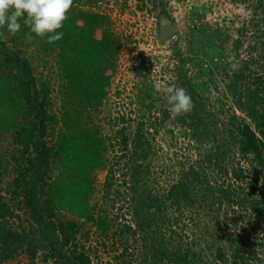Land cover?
<instances>
[{
    "label": "rangeland",
    "instance_id": "1",
    "mask_svg": "<svg viewBox=\"0 0 264 264\" xmlns=\"http://www.w3.org/2000/svg\"><path fill=\"white\" fill-rule=\"evenodd\" d=\"M83 1L87 3L83 7L109 16L113 33L121 39L118 67L115 72L107 73L111 79L104 105L90 113L89 123L91 127L101 125L105 136L109 137L108 142L115 143L114 133L119 128L114 126L113 118L118 117V112L128 117L130 152L118 166H114V162L122 155L119 148L107 154L106 169L93 175L96 191L90 198L92 214L116 221L115 227L109 238H105L93 222H85L67 212L54 220L45 216L35 220L24 196L14 197L13 182L24 170L26 181L37 184L38 189L33 192V186H22L30 190L31 198L43 199L46 188L41 190L42 181H51L55 172L52 168H48L47 173L45 168L28 171L29 164H21L20 168L21 147L0 125V171L6 162L10 163L9 173L0 180V209L5 206L20 216V219H0V264H67V259L72 261L68 248L62 247L58 232L59 220L66 219L77 223V241L85 245L93 264H183L179 255L186 256L193 264H234L239 246L246 251V248L255 250L264 258V222L252 208V204H256L264 210V166L254 160L253 155H241L240 137L235 140L236 134L230 132L234 130V123L242 119L251 122L249 113L253 107L249 104L248 92L257 87L256 73L263 72L261 47L260 51L253 50L256 35L264 30L261 11L256 10L259 0ZM162 14L169 15L178 28L177 34L164 42L160 40ZM5 39L8 46L13 47L7 35ZM57 53H45L36 46L23 48L22 53L31 62L38 85L46 83L51 89L48 112L54 121L48 124L45 138L49 144L57 140L69 110ZM245 66L244 77L237 78L235 75L241 76ZM172 85L183 87L190 96L191 90L196 89L207 102L204 106L194 105L187 114L173 117L167 110L169 106L163 92ZM141 89L148 96L143 93L145 96L139 98ZM262 109L260 107L264 111ZM195 110L205 119H213L212 124H207L208 128L194 131L191 116ZM141 127L143 147L135 152ZM213 142L216 143L212 148L214 161L202 163L205 170L193 194L197 200L195 206L183 211L169 208L163 216L157 212V220L152 221L144 234L138 231L137 236H129L128 241L127 236H120L117 231L125 225L137 229L135 211L141 207L140 193L166 195L183 171L204 159L205 149ZM262 156L264 163V153ZM252 162L260 167V174L252 173L249 180L253 186L233 180V168L243 167L252 172ZM113 166L115 172L111 174L109 169ZM135 172H148L140 185L135 184ZM142 174L140 177H144ZM111 175L114 191L109 192L106 184ZM228 183L233 185L229 188L230 198L221 200L217 191ZM148 210L156 213L154 208ZM218 225L222 226L221 230ZM30 244L39 249L35 260L28 253ZM126 247L131 256L125 259ZM64 254L63 259L60 255ZM220 254L225 255L224 259L219 258ZM45 256L49 257L47 261Z\"/></svg>",
    "mask_w": 264,
    "mask_h": 264
},
{
    "label": "trees",
    "instance_id": "2",
    "mask_svg": "<svg viewBox=\"0 0 264 264\" xmlns=\"http://www.w3.org/2000/svg\"><path fill=\"white\" fill-rule=\"evenodd\" d=\"M96 2L97 0H93V3ZM86 4L83 0H73L68 18L60 30L63 31L64 36L62 40L52 44L47 42L46 37H35L29 40L26 35L29 29L23 26V23L20 32L15 36L8 32L6 26L0 27V125L1 130L9 134L14 143L21 147L20 168L24 164H29L28 171L35 169L38 172L39 169L45 168L47 173L48 168H52L55 172L51 181H42L41 190L43 191V187L46 188L43 199L42 197H38L37 200L31 198L33 194L29 196L30 190L22 186L23 184L31 188L33 186V192L38 189L37 184L26 181L24 170L13 182L14 197L19 199L24 196V202L30 206L34 219L41 220V217L45 216L49 220H54L62 212H67L85 222H93L96 230L105 238H109L116 221H111L108 217H96L91 212L90 198L96 191L93 175L99 170L106 169L107 154L110 151L113 152L118 147L122 152V155L116 158L114 166H118L130 152L131 143L127 134L128 126H126L128 117L118 112V117L113 118L114 126L119 128L114 133L115 143L108 142L109 137L105 136L101 125L95 124L91 127L89 123L91 122L90 113L99 111L104 105L107 97L106 90L111 79L107 73L108 71L115 72L118 67L121 39L113 33L110 17L83 7ZM256 10L261 11V20L264 21V0L256 2ZM98 32H100V37H97ZM5 35L9 37L13 47L8 46ZM254 40L256 46L253 50H259L258 48L261 47L260 58L264 61V30L260 31ZM31 46H36L45 53L58 52V62L64 80L63 89L67 98L66 105L69 110L65 114L63 128L53 144H49L45 139L48 124L54 121V117L48 112V107L51 105V89L46 83L38 85L33 75L31 62L22 56L23 48ZM246 69L247 66L243 72H240L241 76L238 74L235 76L243 78L247 72ZM262 71L256 73L254 77L256 89H250L248 92L249 104L253 107L249 113L251 122L242 119L240 123H234V130L230 132L233 135L236 134L235 140L240 137L241 155L245 157L253 155L254 160H259L260 165L264 166L261 162L264 153V111H262L264 108V66H262ZM195 90H191L194 105L204 106L207 99L201 98ZM143 93L148 96L141 89L139 98L145 96ZM197 111L195 110L191 116V123L194 124L196 132L200 128H208L207 124L210 125L213 122L212 118L205 119ZM143 138L144 130L141 127L137 132L135 152L143 147ZM215 144L214 142L209 144L210 146L203 153L204 159L197 166L192 165L183 171L180 179L170 187L166 195H152L150 191H142L143 194L140 193L141 197H139L141 207L138 206L135 211L137 229L125 225L117 231L119 235L127 236L126 241H128V237H136L138 231H143L144 234L152 221L157 220L155 216L157 212L163 216V213L167 214L169 208L183 211L194 207L197 200L193 194L199 188L202 173L205 170L202 163H213L212 151L214 149L212 148ZM6 163L0 171V180L9 173L10 163ZM251 165L252 172H247L243 167L233 168L231 173L233 180L237 183L249 182V186H253L249 180L253 176L252 173L260 174V167L254 162ZM114 166L109 169V173L115 172ZM216 166L219 164L216 163ZM141 174L140 172L134 173L135 184L140 185L148 172L142 174L144 177H140ZM111 177L112 175L106 184L109 192L114 191ZM231 186L233 185L228 183L217 191L221 195V200L230 198L231 189L229 188ZM150 208H154L156 213L150 212L148 210ZM252 208L264 222V210L258 208L256 204H252ZM7 218L20 219V216L3 206L0 209V219L6 220ZM221 227L218 225L219 230ZM58 232L61 236L62 247L68 248V254L73 259L70 261L66 258L67 264H93L92 258L85 251V245L77 241L78 228L74 220H59ZM218 238L222 240L221 235ZM246 249L248 251L241 246L237 247L234 264H264V258L260 257L255 250ZM38 251L36 245H29L28 253L32 260L36 259ZM60 256L64 259L66 254ZM128 256L131 254L128 253V247H126L123 257L126 259ZM224 257V254L219 255L221 259ZM48 258L45 256L44 260L47 261ZM178 259L182 260L183 264H193L186 256L179 255Z\"/></svg>",
    "mask_w": 264,
    "mask_h": 264
},
{
    "label": "clouds",
    "instance_id": "3",
    "mask_svg": "<svg viewBox=\"0 0 264 264\" xmlns=\"http://www.w3.org/2000/svg\"><path fill=\"white\" fill-rule=\"evenodd\" d=\"M72 4L73 0H0V27L6 26L8 32L15 36L23 23L29 29L26 34L29 40L46 37L52 44L62 40L64 33L60 30ZM155 87L161 90L159 84ZM163 92L171 116L187 114L193 109L192 97L183 87L172 85L164 88Z\"/></svg>",
    "mask_w": 264,
    "mask_h": 264
},
{
    "label": "water",
    "instance_id": "4",
    "mask_svg": "<svg viewBox=\"0 0 264 264\" xmlns=\"http://www.w3.org/2000/svg\"><path fill=\"white\" fill-rule=\"evenodd\" d=\"M178 32V28L175 26L173 21L165 14L160 16V40L164 42L173 36H175Z\"/></svg>",
    "mask_w": 264,
    "mask_h": 264
},
{
    "label": "flooded vegetation",
    "instance_id": "5",
    "mask_svg": "<svg viewBox=\"0 0 264 264\" xmlns=\"http://www.w3.org/2000/svg\"><path fill=\"white\" fill-rule=\"evenodd\" d=\"M165 15H167V14H165ZM161 16V15H160ZM170 19H171V17L169 16V15H167ZM172 20V19H171ZM160 26V25H159Z\"/></svg>",
    "mask_w": 264,
    "mask_h": 264
}]
</instances>
